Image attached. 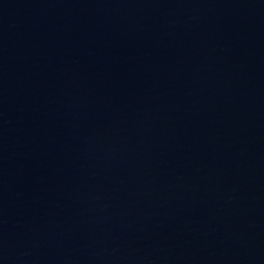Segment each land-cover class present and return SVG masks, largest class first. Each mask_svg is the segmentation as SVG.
<instances>
[{"label": "water", "instance_id": "1", "mask_svg": "<svg viewBox=\"0 0 264 264\" xmlns=\"http://www.w3.org/2000/svg\"><path fill=\"white\" fill-rule=\"evenodd\" d=\"M0 264H264V0H0Z\"/></svg>", "mask_w": 264, "mask_h": 264}]
</instances>
